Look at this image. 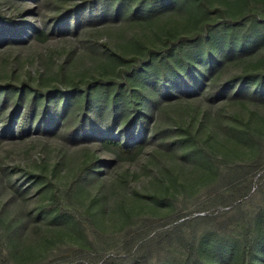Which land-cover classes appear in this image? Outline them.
<instances>
[{
  "label": "rangeland",
  "instance_id": "obj_1",
  "mask_svg": "<svg viewBox=\"0 0 264 264\" xmlns=\"http://www.w3.org/2000/svg\"><path fill=\"white\" fill-rule=\"evenodd\" d=\"M263 9L0 0V264H264V23L158 64L163 38ZM104 137L143 149L119 161Z\"/></svg>",
  "mask_w": 264,
  "mask_h": 264
},
{
  "label": "trees",
  "instance_id": "obj_2",
  "mask_svg": "<svg viewBox=\"0 0 264 264\" xmlns=\"http://www.w3.org/2000/svg\"><path fill=\"white\" fill-rule=\"evenodd\" d=\"M92 1H96V0H92ZM152 1V0H149ZM202 3H204V0H201ZM206 6V5H204ZM0 18L2 19H6L10 22H12L10 17H6L4 16L1 12H0ZM246 23H248L250 25V28L252 26H254L257 23H264V9L263 12L260 13L256 10H248L245 13H242L239 17L237 18H233V19H224L221 20L220 22H218L215 26L213 25H204L201 27V29L199 30V32H197L194 36H190V37H179L175 40H173L170 36H167L165 38H163V43H165V45H167V48L162 52L159 51L160 53L158 54V64H162L163 61H166L168 59L169 56L171 55H179L180 52L183 50L182 44L185 45H190L192 46V48H194L195 46H197L199 40H203L204 42L208 40L209 37H211L212 32L215 33H221V32H225V31H237L239 33H243L244 32L242 30H240L241 27H245ZM218 28V29H216ZM162 52V53H161ZM146 63V62H145ZM148 64L150 65L151 63L148 62ZM145 64H138L137 67L139 69H143ZM232 80H228L225 84H213L211 85V87L209 88V94L211 96L213 95H217L219 93L226 95V94H230L231 93V88H230V84ZM87 92L85 93V96H87ZM30 108H28L26 110V112L21 116V118L19 119L18 123H17V127L22 130L25 127H28L30 125V123L32 122L31 116H32V108L33 106L30 104L28 105ZM248 134L251 136V138H253V140H255V142H260V138L252 131L251 127L248 125V129H247ZM101 145L103 148H105L106 150H109L113 156L115 157L116 160L119 161H131L133 159H135L142 151L143 149V144L141 142H134V143H129V144H122L118 139L113 138V137H104L101 140ZM261 153V151H260ZM258 158V157H257ZM92 169V162H87L84 161L83 166L81 167L80 171H79V175L80 173H82L84 170H89ZM242 259L243 262L246 263L247 262V252H242ZM199 261V253L196 250V254L194 255V257H190V259H184L181 261L180 264H194L196 262ZM106 262H110L111 261L107 260ZM136 262L132 263L135 264ZM139 264H145L144 261H140Z\"/></svg>",
  "mask_w": 264,
  "mask_h": 264
}]
</instances>
